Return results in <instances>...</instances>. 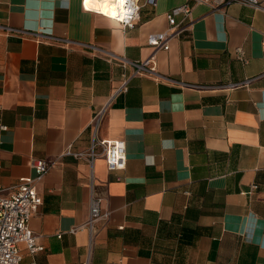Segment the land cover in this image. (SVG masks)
I'll use <instances>...</instances> for the list:
<instances>
[{
	"label": "crops",
	"instance_id": "obj_1",
	"mask_svg": "<svg viewBox=\"0 0 264 264\" xmlns=\"http://www.w3.org/2000/svg\"><path fill=\"white\" fill-rule=\"evenodd\" d=\"M183 4L191 24L155 52L159 80L131 76L96 132L124 140L125 168L63 154L89 147L93 112L132 74L117 58L149 57L147 35ZM212 5L156 0L124 28L81 0H0V25L23 31L0 30V187L34 178L32 157L51 163L29 221L44 250L22 244L23 264L86 258L91 172L108 213L91 264H264V10Z\"/></svg>",
	"mask_w": 264,
	"mask_h": 264
},
{
	"label": "built area",
	"instance_id": "obj_2",
	"mask_svg": "<svg viewBox=\"0 0 264 264\" xmlns=\"http://www.w3.org/2000/svg\"><path fill=\"white\" fill-rule=\"evenodd\" d=\"M94 0H81L83 9H91L88 3ZM112 8L111 14H105L97 9L98 13L104 14L124 28L134 27L140 18V9L146 4L150 6L156 5V0H110ZM209 1V0H200ZM212 7L218 8L225 4L238 2L244 5L251 6L256 9L264 10V0H211ZM181 13L183 18H188L191 14V7L183 4L174 7L165 13L168 21V28L163 31L150 32L147 35V45L152 48V53L149 57L140 60H127L125 58H117L122 66H131L133 68L132 74L124 75L120 84L113 90L107 102L100 108L95 110L90 119V125L93 128L94 136L89 147L84 151H73L68 146L63 154L72 155L76 158L85 159L91 166L94 159L102 156L105 159L107 168L109 170H121L125 168L127 156L124 140H110L99 139L96 137V132L99 125L105 116L108 105L119 94L125 93L128 88V82L133 75H146L153 77L156 80V59L155 52L158 50H168L170 48V41L179 33L184 31L191 20L187 23L176 21V15ZM0 30L6 34H21L23 31L13 28L9 25H0ZM52 39L57 43L69 44L72 41L52 36ZM84 47L94 48L91 44H81ZM236 56L243 62L247 63L248 58L241 47L235 49ZM113 57V56H112ZM6 127L3 126L2 129ZM31 167L35 170L36 176L22 177L17 185L7 193L6 189L0 187V264H23L21 245L24 244L27 252L31 255L44 250V246L37 241V236L30 228L29 221L33 213L37 211L42 202L41 196L37 191L34 181L40 180L43 175L51 167V163L44 159L32 157L30 160ZM91 189L89 201V213L85 223L82 227L86 228L89 234L88 254L86 258L79 264H91L90 255L93 246L94 235L97 231V222L105 220L108 213L102 208V197L95 193L93 189V174L90 173V180L88 183ZM254 188L255 185H252ZM78 227H74L72 231H76ZM29 264H37L32 261Z\"/></svg>",
	"mask_w": 264,
	"mask_h": 264
},
{
	"label": "bare ground",
	"instance_id": "obj_3",
	"mask_svg": "<svg viewBox=\"0 0 264 264\" xmlns=\"http://www.w3.org/2000/svg\"><path fill=\"white\" fill-rule=\"evenodd\" d=\"M91 9H97L105 14H111L110 8H112V3L110 0H94L88 3Z\"/></svg>",
	"mask_w": 264,
	"mask_h": 264
}]
</instances>
